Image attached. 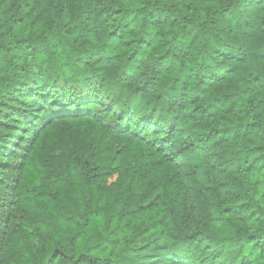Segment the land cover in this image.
Returning a JSON list of instances; mask_svg holds the SVG:
<instances>
[{
  "label": "trees",
  "instance_id": "16d2710c",
  "mask_svg": "<svg viewBox=\"0 0 264 264\" xmlns=\"http://www.w3.org/2000/svg\"><path fill=\"white\" fill-rule=\"evenodd\" d=\"M14 154L0 264H264V0H0Z\"/></svg>",
  "mask_w": 264,
  "mask_h": 264
},
{
  "label": "rangeland",
  "instance_id": "374dc122",
  "mask_svg": "<svg viewBox=\"0 0 264 264\" xmlns=\"http://www.w3.org/2000/svg\"><path fill=\"white\" fill-rule=\"evenodd\" d=\"M18 165V154L12 155L10 158H8L7 163L4 164V168L2 172L0 173V177L7 181V187L0 188L2 191H0L1 196L5 198L11 197V192L9 191V185L12 184V181L15 179L17 174V167ZM115 177H110L107 179V182L110 183L113 181ZM0 219L3 221L4 225L1 226H7L12 225V223H18L17 221V214L14 213L13 210H8L5 205L0 206ZM14 219V220H13Z\"/></svg>",
  "mask_w": 264,
  "mask_h": 264
}]
</instances>
